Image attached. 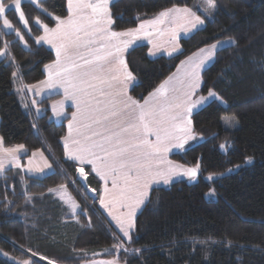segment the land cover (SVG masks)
<instances>
[{"label":"trees","instance_id":"trees-1","mask_svg":"<svg viewBox=\"0 0 264 264\" xmlns=\"http://www.w3.org/2000/svg\"><path fill=\"white\" fill-rule=\"evenodd\" d=\"M66 1H23L27 28L12 9L7 10L23 40L14 31H4L0 19V47L10 42L8 51L15 60L0 58L3 147L23 144L27 151L23 157L42 151L53 167L40 178L19 169H8L0 176V264L23 259L32 264H85L98 250L104 253L95 257L118 254L124 264H264V0H216L210 18L199 9L200 0H114L110 4L115 31L134 28L172 7H190L205 19L201 28L179 40L175 55L149 58L146 45L125 54L136 77L129 95L140 102L193 52L218 40L235 41L216 51L213 63L202 72L197 92L206 96L211 89L222 99H211L192 114L196 139L169 157L187 167L198 163L197 179L149 191L137 212L132 241L124 243L128 252L112 248L122 241L98 206L97 177L85 168L86 187L97 195L93 199L76 178L75 164L64 159L60 140L65 122L55 124L49 119L48 104L56 96L43 98L35 107L25 89L18 91L22 85L41 81L43 67L54 60L51 50L35 42L43 32L35 18L55 26L54 16L67 15ZM247 157L251 163H246ZM212 175L215 178L208 180ZM61 183L80 205L75 217L66 214L48 191ZM213 189L214 198L208 196ZM136 248L141 252L131 251Z\"/></svg>","mask_w":264,"mask_h":264},{"label":"snow or ice","instance_id":"snow-or-ice-1","mask_svg":"<svg viewBox=\"0 0 264 264\" xmlns=\"http://www.w3.org/2000/svg\"><path fill=\"white\" fill-rule=\"evenodd\" d=\"M25 2L36 3V0ZM21 3L22 0H0V18L3 29L14 31L23 40L20 30L14 28L5 15L7 10L14 9L19 14V21L27 28L28 20L21 10ZM111 3L114 0H67V15L54 16V27L36 17L35 24L43 29V33L35 37V42L50 45L55 50V59L44 66L46 79L38 84L22 85L18 91L22 93L26 88L32 92L35 89V94L40 95L45 90L62 89L64 99L54 101L51 106L57 117L64 115L65 101L70 100L75 106L68 121V133L62 138L64 155L67 160L75 162L80 177L87 179L85 167L90 166L91 172L103 181L100 206L107 210L122 237L131 243L137 210L145 204L153 184H169L180 176L196 179L200 168L198 163L187 167L169 160L167 154L174 148L183 149L189 140L196 139L191 119L193 110L209 98L222 99L211 89L207 96L193 97L203 82L201 69L213 59L218 46L235 41L232 38L218 40L207 48L199 49L181 61L177 73L169 76L141 103L128 94L129 84L136 77L129 68L125 53L137 41L147 39L152 44L149 55H155L163 46L155 37L168 35L167 43L171 47L165 51L171 56L180 48V33L198 29L204 25L205 19L192 8L172 7L136 28L115 31ZM215 8L216 0H202L199 5L208 18L212 17ZM43 12L48 10L43 9ZM159 25L167 27L161 30ZM9 43L5 41L0 47V57L14 63V57L8 51ZM12 76L15 82L17 73L13 72ZM31 103L35 106L37 102L32 100ZM24 106L28 107L27 104ZM36 111L39 113L40 109L36 108ZM226 119L232 121L235 118ZM220 147L224 149L225 145ZM25 151L23 144L4 148L0 138V176L4 175L7 163L23 170L25 166L21 165L16 153ZM36 156L41 157L43 166H35L33 159L29 158L26 166L29 173H43L45 169L52 168L43 152H33L32 157ZM251 162L252 158L247 157L246 163ZM48 191L57 193L69 205L73 217L77 215L80 205L68 194L66 184L61 183ZM213 194L214 189L208 193ZM228 243L230 245L231 241ZM112 248L117 252L120 249L129 251L123 242L113 244ZM131 251L138 254L141 249ZM3 254L8 255L6 252ZM17 264L32 262L23 259ZM49 264L53 262L49 261ZM95 264H120V260L114 256Z\"/></svg>","mask_w":264,"mask_h":264},{"label":"crops","instance_id":"crops-1","mask_svg":"<svg viewBox=\"0 0 264 264\" xmlns=\"http://www.w3.org/2000/svg\"><path fill=\"white\" fill-rule=\"evenodd\" d=\"M200 1H202V0H200ZM182 8V7H181ZM190 8V7H189ZM66 9H67V1H66ZM197 10H199V9H197ZM195 11V10H194ZM158 15V14H157ZM155 18V16L154 17H152V18H150V19H148V20H152V19H154ZM144 21H146V20H144ZM144 21H141V22H139L138 24H137V26H135L134 28H136V27H138L142 22H144ZM203 25H201V26H199V28H201ZM54 27V26H53ZM165 27H167L166 25H159V28L162 30V29H164ZM198 28V29H199ZM149 30H151V28H149ZM197 29H194V30H192L191 32H189V33H187V34H185V33H183V32H181L180 33V35H179V40L181 39V38H183V37H187V36H189L191 33H193L194 31H196ZM43 33V32H42ZM41 33V34H42ZM40 34V35H41ZM163 46L161 47V49H160V51H157L156 52V54L155 55H149V49H152V44H150L149 42H148V40L147 39H141V40H139V41H137L131 48H129V50H131L132 48H134V47H136V46H139V45H146L147 46V55H148V57L149 58H155V57H158V56H170V55H168V52L167 51H165V48H169L170 49V47H171V45L169 44V43H167V41L169 40V36L168 35H164V36H157V37H155ZM223 41H225V40H223ZM216 43V42H215ZM39 45H43L44 47H46L47 49H49V50H51L52 52H53V54H54V59H55V50L54 49H52L51 48V46L50 45H48V44H45V43H40ZM227 45H230V44H222V45H219L218 46V48H217V50H219L220 48H222V47H224V46H227ZM209 46V45H208ZM208 46H205V47H203V48H207ZM201 49V48H200ZM128 50V51H129ZM216 50V51H217ZM127 51V52H128ZM180 51V48L177 50V51H175V52H173L172 53V55H175V54H177L178 52ZM199 50H197V51H195V52H193V53H196V52H198ZM126 52V53H127ZM125 53V54H126ZM193 53L191 54V55H193ZM171 55V56H172ZM191 55H189V56H191ZM188 56V57H189ZM188 57H186L185 59H183L182 61H184V60H186ZM214 59H215V56L213 57V59L212 60H210L209 62H207L206 63V65L204 66V68H202L201 69V75H202V72L208 67V66H210L212 63H213V61H214ZM51 63V62H50ZM49 64V63H48ZM181 66V62L177 65V67H176V69L174 70V72L173 73H177V69L179 68ZM43 72H44V78L42 79V80H44V79H46V77H47V72H46V70H45V68L43 67ZM173 73H171L169 76H171ZM168 76V77H169ZM167 77V78H168ZM166 78V79H167ZM165 79V80H166ZM164 80V81H165ZM135 83V81L134 82H132V83H130L129 84V88H128V94H129V89H130V87L133 85ZM35 84H38V82L37 83H35ZM202 85V84H201ZM199 90V89H198ZM25 91L27 92L26 94H27V96L29 97V99H31V100H36V102H38V101H40V100H42L43 98H46V97H49V96H56L53 100H51L50 102H49V104H48V108H49V112H50V117H49V119L52 121V122H54L55 124H60V123H62L63 121L65 122V133H64V136H66L67 135V133H68V121H69V119H71V113L73 112V111H75V106L72 104V102L70 101V100H68V101H65V103H64V108H63V111H64V115L63 116H60V117H57V116H55L54 114H53V111H52V104H53V102L54 101H59V100H62V99H64V94H63V90L62 89H56V90H45V91H43V92H41V94L40 95H36L35 94V92H36V90L34 89L32 92H29L26 88H25ZM198 92V91H197ZM149 95V94H148ZM148 95L146 96V97H148ZM207 96V95H206ZM145 97V98H146ZM199 96L198 95H196L195 97H193L194 99H196V98H198ZM211 99H213V98H209L207 101H205V103L204 104H202V105H199L196 109H194L193 110V113L194 112H196L198 109H200L201 107H203L205 104H207ZM141 103H143V101H141ZM35 107H36V105H35ZM41 111V110H40ZM192 113V114H193ZM38 114H41L40 112L38 113ZM63 136V137H64ZM62 137V138H63ZM61 138V140H60V143H61V146H62V149H63V154H64V143H63V139ZM152 139H154V137L152 138ZM192 140H189L188 141V143L189 142H191ZM187 143V144H188ZM186 145V144H185ZM15 147V146H14ZM11 148H13V147H11ZM179 149H172L168 154H167V158L170 160V158H169V155H171V153H174V152H177ZM36 151H39V150H36ZM33 152H35V151H33ZM33 152H31L28 156H26V157H23L24 155H26L27 154V151H25V152H18V153H16V155L17 156H19V158H20V163H21V165L22 166H25L24 168H23V170H21L20 168H16V167H14L11 163H7L6 164V170H8V169H19V170H21L25 175H27V176H31V177H34V178H40V177H43V176H45L46 174H49V173H51L52 171H53V167L51 168V169H45V171L43 172V173H29L28 171H27V164H28V160H29V158H32L33 159V161H34V165L35 166H40V167H42L43 166V160L41 159V157L40 156H36V157H32V153ZM40 152H42V151H40ZM44 154V153H43ZM44 157L45 158H47V156L44 154ZM24 158V159H23ZM64 159H66L67 160V158L65 157V155H64ZM47 160H48V162L50 163V161H49V159L47 158ZM69 161V160H68ZM70 162H72L73 164H75V162H73V161H70ZM51 164V163H50ZM75 166L77 167V165L75 164ZM89 168L90 169V166H86L85 168ZM91 171V170H90ZM93 173V172H92ZM94 175H95V173H93ZM96 176V175H95ZM97 177V176H96ZM76 178L79 180V182L85 187V188H87L86 187V179H81V177H80V175H79V173H77L76 172ZM184 178V176H180V177H176V178H174L173 179V181L172 182H175V181H178V180H181V179H183ZM97 179L99 180V182H100V184H101V188H100V192H99V194H98V206H99V208H100V210L103 212V214H104V216L106 217V219L108 220V221H111L110 223H113V221L111 220V217L110 216H108V212H107V210H105L104 208H102L101 206H100V203H99V196H100V194H102V189H103V181H101L100 179H99V177H97ZM172 182H170V183H172ZM109 185L111 186V183L109 182ZM166 185H169V184H164V183H162V182H160V183H158V184H153L151 187H150V189H149V191L153 188V187H158V186H166ZM68 190V189H67ZM49 193H51V192H49ZM87 194H89V196H91L92 197V195H94L95 194V196L94 197H92L93 199H95L96 197H97V195H96V192L94 191V190H92V189H89V188H87ZM52 197H53V199L56 201V203L60 206V208H66V210H65V212H66V214H70L71 213V211H70V213H69V210H67V206H65L64 204H63V202L61 201V200H59V199H57L56 197H54L53 195H52ZM143 206V205H142ZM141 206V207H142ZM141 209V208H140ZM140 209H138L137 210V212L140 210ZM113 225H114V223H113ZM114 227V226H113Z\"/></svg>","mask_w":264,"mask_h":264},{"label":"rangeland","instance_id":"rangeland-1","mask_svg":"<svg viewBox=\"0 0 264 264\" xmlns=\"http://www.w3.org/2000/svg\"><path fill=\"white\" fill-rule=\"evenodd\" d=\"M23 1H25V0H22V2ZM38 0H36V2H37ZM13 11H14V9H12ZM201 10V9H200ZM7 12V11H6ZM15 12V11H14ZM16 13V12H15ZM5 15H6V13H5ZM16 15H17V17H19V14L18 13H16ZM1 19V22H2V18H0ZM4 31H6V32H10V31H8V30H6V29H4ZM12 32V31H11ZM1 58V57H0ZM172 154V153H171ZM169 157H170V155H169ZM213 178H215V176L214 175H212V179ZM196 179H197V176H196ZM195 179V180H196ZM208 179V178H207ZM212 179H208V180H212ZM181 180H186V181H190V182H193V181H195V180H190L188 177H186V176H184V178L183 179H181ZM170 184V183H169ZM109 187H111L110 185H109ZM103 190V189H102ZM54 197H56L57 199H59V200H61L62 202H63V204L65 205V206H67L68 207V209L70 210V207H69V205L67 204V203H65V201L64 200H62L61 198H60V196L57 194V193H51ZM68 194L73 198V196L70 194V192L68 191ZM95 196V194L94 195H92V197H94ZM208 196H210V195H208ZM213 196V198L215 197V194H213L212 195ZM74 199V198H73ZM75 200V199H74ZM76 201V200H75ZM76 203H78L77 201H76ZM79 204V203H78ZM80 210V208L79 209H77V212ZM71 211V210H70ZM70 214H72V213H70ZM111 221H106V224L107 225H109L111 228H113L114 229V231L118 234L117 236L120 238V240L123 242V243H125L126 241H127V239L126 238H123L122 237V233H120L119 232V229L116 227V225H115V222L113 221V223H114V225H113V223H110ZM114 226V227H113ZM128 242V241H127ZM114 249V248H113ZM104 253V250L103 251H100V250H98V251H95V252H93L92 254V256L94 257V258H92L91 259V261H89V262H87V263H85V264H95V262H99V261H101V260H108V259H112L114 256H118V254H116V255H114V256H108V257H95V256H98V255H101V254H103ZM49 263V262H48ZM54 264V263H53ZM120 264H124L122 261H120Z\"/></svg>","mask_w":264,"mask_h":264},{"label":"bare ground","instance_id":"bare-ground-1","mask_svg":"<svg viewBox=\"0 0 264 264\" xmlns=\"http://www.w3.org/2000/svg\"><path fill=\"white\" fill-rule=\"evenodd\" d=\"M81 179H83V177H81Z\"/></svg>","mask_w":264,"mask_h":264}]
</instances>
